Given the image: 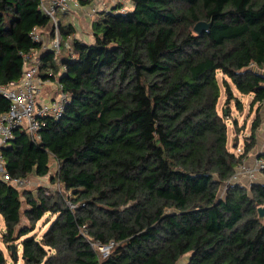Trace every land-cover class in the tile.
I'll use <instances>...</instances> for the list:
<instances>
[{
  "label": "trees",
  "instance_id": "obj_1",
  "mask_svg": "<svg viewBox=\"0 0 264 264\" xmlns=\"http://www.w3.org/2000/svg\"><path fill=\"white\" fill-rule=\"evenodd\" d=\"M40 1L0 0V86L38 52L40 78L69 99L40 140L16 130L1 154L12 179L45 177L55 161L64 191L22 192L0 175V264H17L20 248L24 264H264V181H232L263 127L264 0H131L93 22V43L70 48L75 29L60 15L57 57L31 38L54 36ZM200 22L212 25L199 34ZM219 75L226 106L243 109L237 91L257 107L241 154L228 147ZM9 108L0 94V115ZM111 242L106 257L94 246Z\"/></svg>",
  "mask_w": 264,
  "mask_h": 264
},
{
  "label": "built area",
  "instance_id": "obj_2",
  "mask_svg": "<svg viewBox=\"0 0 264 264\" xmlns=\"http://www.w3.org/2000/svg\"><path fill=\"white\" fill-rule=\"evenodd\" d=\"M76 0H41L39 5V11L50 18L54 25V36L52 40L44 36V32L38 28H34L31 33V38L36 43L43 45L42 50L50 49L55 56H59L62 51V37L59 29V15L70 13L72 5H75ZM126 9H122L124 12ZM96 14V10L93 9L91 16ZM65 47L70 48V42L65 41ZM26 62L31 63L26 67L21 78L16 82H11L7 86H0V94H2L9 102V111L0 115V175L3 179L13 184L18 188H24L29 183V180L12 179L4 168L3 157L1 149L6 147L10 141L14 139V132L21 130L28 133L32 139L40 140V131L45 126V120L47 117H54L56 119L61 118L66 108L68 101V95L62 92V85L60 87V94L57 98L49 103H43L40 100L41 87L51 83L50 81H43L40 78V57L38 52H32L30 54H23ZM264 127V120H263ZM264 130V128H263ZM244 169L248 177L255 180L256 173L264 170V160L256 159L253 169L245 168L244 163L238 167V171ZM239 176H235L232 181H238ZM252 182V181H251ZM72 208H75L71 205ZM86 232V231H85ZM96 249L104 255L108 256L111 249L114 247V243L109 245H94Z\"/></svg>",
  "mask_w": 264,
  "mask_h": 264
},
{
  "label": "crops",
  "instance_id": "obj_3",
  "mask_svg": "<svg viewBox=\"0 0 264 264\" xmlns=\"http://www.w3.org/2000/svg\"><path fill=\"white\" fill-rule=\"evenodd\" d=\"M131 0H76L75 5H72V10L70 13L67 14H60V15H64L65 17V22H69L72 23L73 27H74V33L68 37V41L72 40V39H78L81 40L82 42L91 44L93 43V33H92V24L94 21H96L97 19H99L103 13H106L108 11H112L116 6H122L123 9H129L131 7ZM93 9L96 10V14L94 16H91L90 13H92ZM60 18V17H59ZM61 20V19H60ZM78 20V24H75V21ZM49 39V37H47ZM50 84H54L53 82H51ZM46 89V87H44ZM43 89V91L45 90ZM48 89V94H44V96L42 95V97L40 96V100L45 103L47 101H49L51 98L50 97L52 95V91H53V85L52 87H47ZM43 93V92H42ZM55 93V91H54ZM58 93V90L56 89V95ZM54 96V95H53ZM235 96H237V98L243 103L245 98H250V112H249V117L247 118L248 120L245 121V123L243 125H241L239 123V121L237 120V127L235 126V132H233V134L231 135V138L233 136L239 137V141L241 142V140H243V144L245 145V141L247 138H249L253 132V123L256 120V108H252L251 103L253 100V95H241V93H238L237 91H235ZM224 100V99H223ZM233 106L236 105L235 102L232 103ZM245 111L244 109L241 110V112ZM236 120V119H235ZM264 120V117H262V121ZM263 124V123H262ZM264 127H260L256 130V135H257V149L255 148L253 150V153L251 154V152L248 154L247 158H246V162H244V167L245 168H250L253 169V167L255 166V162L256 159L258 158L257 154L255 155L254 152L258 149H260V147H264ZM239 130V132H237V130ZM239 142V143H240ZM235 144L234 147H236ZM241 145V144H240ZM239 145L238 148V154L243 153L244 150V145ZM252 155V156H251ZM260 176H261V182L264 181V178L262 177L261 172H259ZM238 176H239V180H241V183L245 185V181L248 179V175L245 172L244 169L238 171Z\"/></svg>",
  "mask_w": 264,
  "mask_h": 264
},
{
  "label": "rangeland",
  "instance_id": "obj_4",
  "mask_svg": "<svg viewBox=\"0 0 264 264\" xmlns=\"http://www.w3.org/2000/svg\"><path fill=\"white\" fill-rule=\"evenodd\" d=\"M60 16V15H59ZM60 19V18H59ZM75 24L79 25L78 24V20L75 21ZM44 36L45 37H48V33L47 32H44ZM62 53L65 54L67 53V50L64 51L62 50ZM257 70V68H255ZM260 71V70H258ZM262 73H264V70H261ZM218 79H219V83H220V86H221V94H222V98L220 99V102H219V106H218V109H219V113L220 114H223V112H225L226 114H229V119H228V126H229V136H230V139H229V143L228 144V147L230 150H233L235 153L238 154V148H239V145H244L243 143V140H241V142L239 141V137H236V136H233L231 138V135L233 134V132H235V126H234V120H238L239 123L241 125H243L245 123L246 120H248L247 118L249 117V112H250V98H245L244 99V102L242 103L243 105V109L245 111L241 112V110H239L236 105L233 106V104L231 103L230 105H225V88L223 86V79H222V75H219L218 76ZM53 85V91H52V95L50 97H53L51 98L49 101L45 102V103H49L51 101H53L55 98L58 97L59 95V90H58V87L56 86V84H50L48 83L47 85H43L41 87V93H40V96L42 97V95L44 96V94H48V89L47 87H52ZM46 87V89L44 88ZM43 89H45L43 91ZM56 89L58 90V93L56 95ZM55 91V93H54ZM43 92V93H42ZM54 95V96H53ZM224 99V100H223ZM258 114L261 116V117H264V107L262 109H259V112ZM256 116H257V112H256ZM238 132V131H237ZM236 142V144H239L237 145L238 147H234V143ZM240 142V143H239ZM240 145V146H241ZM257 149V147H256ZM264 152V147H260V149L256 150L254 152V154L257 156L259 155V153H262ZM253 153V151L251 152V154ZM252 156V155H251ZM58 171V164L55 162V161H51V170H50V174L47 175V176H43V177H38L36 175H31L28 180H29V183L27 184L26 187H24L23 189H20L22 192L23 191H32L34 193H37L38 189L40 188H43V190L45 189L46 192H56V191H62L63 188L62 186H60V184L58 182H53L52 180V177L56 175V173ZM248 179L244 182L247 186H249L248 184L251 183V181H260L262 178L259 174V172L256 173V178L255 180H252L253 178H250V177H247ZM64 191V190H63ZM73 192L72 191H68V195H72ZM24 208L27 207V204L24 202ZM52 220H54L53 217H51ZM47 218H44L42 221L39 222V224H37V228L36 230L30 234L31 235H42L49 227V224H47ZM5 230V226H4V223H3V220H2V217L0 216V235L3 234ZM0 247L5 251L6 255L9 257V253L8 251L6 250V247L5 245L2 243L1 241V238H0ZM21 251L22 249L20 248L19 249V260L17 262V264H24L23 260H22V256H21ZM103 255V254H102ZM104 256V255H103ZM186 260H183L181 262H185Z\"/></svg>",
  "mask_w": 264,
  "mask_h": 264
},
{
  "label": "water",
  "instance_id": "obj_5",
  "mask_svg": "<svg viewBox=\"0 0 264 264\" xmlns=\"http://www.w3.org/2000/svg\"><path fill=\"white\" fill-rule=\"evenodd\" d=\"M211 25L212 23L200 22L195 26V32L202 34L204 31H208ZM259 216L261 220H264V207L259 208ZM179 264H184V262H180Z\"/></svg>",
  "mask_w": 264,
  "mask_h": 264
}]
</instances>
